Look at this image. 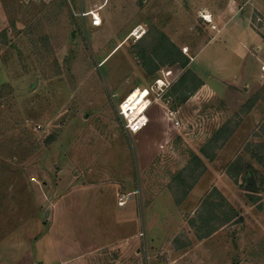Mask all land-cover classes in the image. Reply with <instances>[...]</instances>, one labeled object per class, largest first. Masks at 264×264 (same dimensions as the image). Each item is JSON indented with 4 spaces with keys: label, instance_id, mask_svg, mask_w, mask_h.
<instances>
[{
    "label": "rangeland",
    "instance_id": "rangeland-1",
    "mask_svg": "<svg viewBox=\"0 0 264 264\" xmlns=\"http://www.w3.org/2000/svg\"><path fill=\"white\" fill-rule=\"evenodd\" d=\"M263 67L264 0H0V264H264Z\"/></svg>",
    "mask_w": 264,
    "mask_h": 264
},
{
    "label": "built area",
    "instance_id": "built-area-1",
    "mask_svg": "<svg viewBox=\"0 0 264 264\" xmlns=\"http://www.w3.org/2000/svg\"><path fill=\"white\" fill-rule=\"evenodd\" d=\"M80 17L82 22L86 18H89L90 26L93 28H99L102 25V18L98 12V10H90V11H81ZM263 72V80H264V67L262 68ZM168 88V83L163 79H157L155 84L149 88L137 89L141 91V95L143 96V103L132 109L130 98L131 96H127L123 99L117 107L118 116L123 124V128L128 135H135L141 132L144 128H146L149 124V116L148 111L154 103H158L160 98H162V93L165 89ZM174 112H170V115H174ZM125 204L124 200L120 199V205L123 206Z\"/></svg>",
    "mask_w": 264,
    "mask_h": 264
},
{
    "label": "trees",
    "instance_id": "trees-1",
    "mask_svg": "<svg viewBox=\"0 0 264 264\" xmlns=\"http://www.w3.org/2000/svg\"><path fill=\"white\" fill-rule=\"evenodd\" d=\"M166 58L168 60L167 63H170V64L171 63H174L177 59H180V60L183 59L184 61L182 60V62L180 63L182 69L185 68V66L187 65V62H188V60L185 58V56L181 52H179L177 49H175V48L173 49V52L172 51H168L166 53ZM187 75H188V72H186L185 75H183V77H181V81L184 80ZM193 80L195 81L196 79L193 78ZM198 87H199V85L197 84L194 87V89H197ZM223 130H224V128L221 129V130H219L218 134H220L221 132H223ZM197 160H198V158H197ZM215 192H217V191H215ZM222 199L225 201L224 198H222ZM206 203H208L209 206H212L213 208H214V206H216L215 204H212V202L209 201V198L206 199ZM227 220L228 219H226V221ZM210 233H211V231L207 232V234L205 236H202L201 239L206 238L207 236H209Z\"/></svg>",
    "mask_w": 264,
    "mask_h": 264
},
{
    "label": "bare ground",
    "instance_id": "bare-ground-1",
    "mask_svg": "<svg viewBox=\"0 0 264 264\" xmlns=\"http://www.w3.org/2000/svg\"><path fill=\"white\" fill-rule=\"evenodd\" d=\"M141 92L138 94V96L136 98H132V94H130L129 96H131L130 98V102H131V107L132 109H135L136 107L140 106L143 103V96H140Z\"/></svg>",
    "mask_w": 264,
    "mask_h": 264
},
{
    "label": "water",
    "instance_id": "water-1",
    "mask_svg": "<svg viewBox=\"0 0 264 264\" xmlns=\"http://www.w3.org/2000/svg\"><path fill=\"white\" fill-rule=\"evenodd\" d=\"M249 182H251V179H249ZM255 188H254V186H251V190H254Z\"/></svg>",
    "mask_w": 264,
    "mask_h": 264
},
{
    "label": "crops",
    "instance_id": "crops-1",
    "mask_svg": "<svg viewBox=\"0 0 264 264\" xmlns=\"http://www.w3.org/2000/svg\"><path fill=\"white\" fill-rule=\"evenodd\" d=\"M152 106H153V105H152ZM152 106H151V107H152ZM149 119H150V118H149ZM149 122H150V121H149ZM207 243H209V242H207ZM197 245H202V244H197ZM203 245H204V243H203ZM197 247H198V246H197Z\"/></svg>",
    "mask_w": 264,
    "mask_h": 264
}]
</instances>
